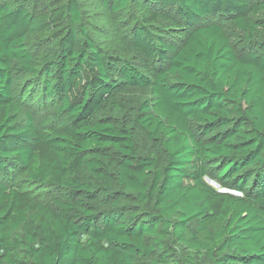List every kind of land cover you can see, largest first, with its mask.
Here are the masks:
<instances>
[{
    "label": "trees",
    "instance_id": "trees-1",
    "mask_svg": "<svg viewBox=\"0 0 264 264\" xmlns=\"http://www.w3.org/2000/svg\"><path fill=\"white\" fill-rule=\"evenodd\" d=\"M262 13L0 0V264H264Z\"/></svg>",
    "mask_w": 264,
    "mask_h": 264
},
{
    "label": "rangeland",
    "instance_id": "rangeland-1",
    "mask_svg": "<svg viewBox=\"0 0 264 264\" xmlns=\"http://www.w3.org/2000/svg\"><path fill=\"white\" fill-rule=\"evenodd\" d=\"M4 1L6 3H8L11 6H16L20 3H27L29 5H31L33 3V0H1ZM38 2H48L50 0H37ZM258 21L260 20H264V13L259 14L256 18ZM226 31L228 33V35L230 34V38L232 40V43L234 44V46L238 49V47H242L243 46V37L238 34L235 30L233 31L231 28H229L228 26H225ZM53 32H50L44 36L41 37H30L28 39V49L31 52H37L38 49L39 51H41V46L43 45V39L46 40H52L53 39ZM177 35V33H176ZM174 39V38H173ZM256 39L259 41H264V32L261 31L260 33L257 34ZM30 80H35V79H31V77H21L19 78L14 86V91L15 93H17L18 91H23L25 89L28 88L27 83H31ZM26 82V83H25ZM46 103H51V102H46ZM51 110H46L44 108H36V109H32V114H33V119L34 122L36 124V126H38L39 128H42L43 130L47 131L49 127L51 126H56L57 123L54 121V119H52L51 116ZM51 120H53V123H51ZM14 181L17 182L18 187L21 190H25V191H30V192H34L37 193L38 188H34L33 186H31L30 184L27 183L26 179L24 178L23 175H21L20 177L14 178ZM205 181L216 191L219 192H226L225 189H222L221 187H219V185L217 183H215L214 181H211L209 178H206ZM232 194H235L234 192H231Z\"/></svg>",
    "mask_w": 264,
    "mask_h": 264
}]
</instances>
